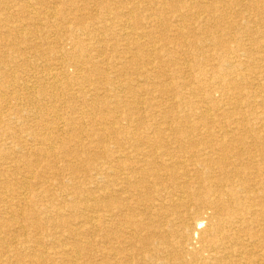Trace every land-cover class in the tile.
Returning a JSON list of instances; mask_svg holds the SVG:
<instances>
[{
  "label": "bare ground",
  "instance_id": "6f19581e",
  "mask_svg": "<svg viewBox=\"0 0 264 264\" xmlns=\"http://www.w3.org/2000/svg\"><path fill=\"white\" fill-rule=\"evenodd\" d=\"M85 1L94 12L71 19L74 0H0V264L15 251L6 237L11 222L32 264H47L49 252L25 229L72 236L101 230V264H264V0H158L156 13L142 4L159 31L142 26L141 0ZM15 13L31 22L14 26ZM166 45L172 52L162 56ZM169 53L179 70L166 75L159 56ZM132 67L149 87L133 82ZM110 74L131 101L116 91L105 110L96 92ZM143 95L155 96L160 110L146 106L137 119L121 120ZM68 102L77 107L61 111ZM24 116L35 125L29 134L17 130ZM48 160L70 177L53 184L55 193L37 174ZM74 163L86 169L80 174ZM63 189L77 196L58 207ZM62 212L79 213L80 223L49 215ZM76 239L51 256L90 264V243Z\"/></svg>",
  "mask_w": 264,
  "mask_h": 264
},
{
  "label": "rangeland",
  "instance_id": "374dc122",
  "mask_svg": "<svg viewBox=\"0 0 264 264\" xmlns=\"http://www.w3.org/2000/svg\"><path fill=\"white\" fill-rule=\"evenodd\" d=\"M75 1V8L74 9H72V10H70V11H66V13H68V15H67V17L69 18H71L72 19V17L74 16V14H76L77 16L80 14V13H86V14H90L92 11L94 12V7L92 6V4H88L89 6H87V2L85 1V0H74ZM142 1V3H141V6L139 7L140 9H139V17L142 19V22H143V27H147V28H149L148 26H150V28H152L154 31L156 30H158L159 28L161 29V25L160 26H158L156 23H154V25H153V22L152 21H150V20H147V19H144V16H145V13L142 11V6H147V7H145V8H150L152 11H154L153 13H156L157 12V10L159 9V7L161 8V7H163L162 6V4H161V1H158V0H151V2H150V0H141ZM182 1H185V2H187L188 0H182ZM153 2V3H152ZM79 3H81V4H79ZM18 3H14L11 7H12V10L14 11V12H16L17 11V7H18V5H17ZM83 4V5H82ZM142 4H144V5H142ZM154 4V5H153ZM85 6H86V10H84L85 9ZM149 6V7H148ZM71 8H72V6H71ZM68 10L70 9V8H67ZM157 9V10H156ZM75 10H78L79 11V13H78V11H75ZM186 10V9H185ZM192 11H194V9H191ZM81 11V12H80ZM151 11V12H152ZM183 11V10H182ZM92 12V13H93ZM78 13V14H77ZM15 14H17V15H10L11 17V19H13V20H17L15 23H14V26H15V24H19V23H23L24 21V25H27V23L29 24L31 21L29 20L30 19V17L27 15V14H25V13H21V14H18V13H15ZM173 15V13H170L169 14V17H168V21L170 22L169 24H172L173 23V21H171V19L172 18H170V16H172ZM0 16H2L3 17V14H1L0 13ZM154 16V15H153ZM70 19V20H71ZM156 19V18H155ZM2 19L0 18V21H1ZM173 20V19H172ZM186 20H187V18H186ZM19 21V23H17ZM28 21V22H27ZM30 21V22H29ZM191 20H190V18H188V21L186 22V23H188V22H190ZM198 21V20H197ZM10 22V21H9ZM144 22H146V23H144ZM151 22V23H150ZM199 23H198V25H201V24H206V25H203L205 28H208V34H212V32L214 31V29L212 28V27H209V25H207V23H205L204 21H198ZM0 24H1V22H0ZM10 24H13V23H10ZM10 24H7V27L10 25ZM152 24V25H151ZM173 24H176L175 22L173 23ZM172 24V25H173ZM20 25H22V24H20ZM95 25H100V23H97V24H94V26ZM155 25H157L158 26V29H157V26H155ZM66 26H68V24H66ZM65 26V27H66ZM154 26V27H153ZM202 26V27H203ZM64 27V28H65ZM156 27V28H155ZM223 27H225V26H221L220 28H219V30H222V28ZM67 28V27H66ZM224 30V29H223ZM159 31V30H158ZM164 35V34H163ZM162 35V36H163ZM168 35H170V37L169 36H167V35H164V37H168V38H166V40L168 39V40H171V38H172V41H174L173 40V38H176L175 37V35L173 36L172 35V33H169ZM154 36H159V37H161L160 35H158V33H154ZM173 36V37H172ZM159 37H157V38H155L154 39V41H157L158 39H159ZM83 39L81 40V41H83V44H85V46H87L90 50L91 49H95V47H93V42L95 43V41L94 40H92V39H89V38H86V37H82ZM108 37L106 38V40H105V42H107L106 44H108L109 42L111 43V41H110V39H108ZM89 40V41H88ZM91 41V42H90ZM93 41V42H92ZM109 41V42H108ZM87 42V43H86ZM165 42H167V41H165ZM21 42H19V44H17V46L16 47H21V50H23V49H25L26 47H25V45L24 44H20ZM123 43L124 42H122V41H119L118 42V53L120 54V56H124V55H122L121 53L125 50V47L123 46ZM163 43L161 42V43H159V42H157V43H154V45H158V46H160V47H162L161 45H162ZM24 45V46H23ZM92 45V46H91ZM120 46H121V48H120ZM168 48V49H167ZM170 50V51H169ZM165 51H167V52H165ZM168 51L169 52H172V49L171 48H169L167 45L165 46V47H163L162 48V50H159L158 52L163 56L164 55V52L165 53H168ZM159 56V58L161 59V60H163V58H165L164 59V61H166L167 62V64L165 65V67H166V70H167V72H166V75H169L170 73L168 72V71H178L179 70V68H178V65H175V64H171V62H169L168 61V57H169V55H170V53L168 54V56L167 57H162V56ZM175 57L177 58V57H179V53H176L175 54ZM128 58H130V57H128ZM120 59H118V62H120L119 61ZM170 60V59H169ZM104 63H105V61H103ZM116 62V61H115ZM170 64H169V63ZM54 62H51L50 64H53ZM12 65V66H11ZM54 65V64H53ZM175 65V66H174ZM10 66L11 67H14V65L13 64H10ZM101 66L102 67H104V65L103 64H101ZM117 66H119V65H117ZM170 66H171V68H170ZM173 66V67H172ZM139 68H143L144 66H138ZM146 68H149L150 66L148 65H146L145 66ZM176 67V68H175ZM164 69V68H163ZM137 69H136V67L134 68V67H132L131 68V71L129 72L130 74H132L131 76H133V77H131L129 74V76H130V78H132V79H134L133 80V82L135 83V82H138L137 83V85L140 83V85L142 84L143 86L145 85V86H148L149 87V85H150V83L147 81V83H143L145 80H142V78L139 76V75H137ZM155 71V70H154ZM133 72V73H132ZM134 73H136V74H134ZM134 75H135V78H134ZM166 75L165 76H161L159 79H167V77H166ZM188 76H189V74H187ZM113 76V74H110V77H112ZM128 76V77H129ZM18 77L19 78H24L25 77V74L23 73H20V72H18ZM137 77V78H136ZM170 78V77H169ZM138 79V80H137ZM112 80H114L113 82H112ZM115 81H119L120 82V80H116V79H114V77H112V79H110V82L109 81H107V82H104V81H101V86H99L100 88H98L99 90L96 92L97 93V96H101V106L106 110V109H108L110 106H114V102H112V101H114L115 99L114 98H116L117 97V92L121 95L122 94V92H119V91H117V88H116V84L118 83V82H115ZM142 82V83H141ZM116 83V84H115ZM115 84V85H114ZM136 84V83H135ZM70 86H72V85H70ZM113 86H115V88L113 87ZM75 87V88H74ZM78 87V88H77ZM72 88L74 89V91L77 93V94H80V92H81V89H80V87L78 86V85H74V86H72ZM111 88V89H110ZM101 89V90H100ZM104 89V90H103ZM108 89V90H107ZM113 89V90H112ZM80 91V92H79ZM104 91V92H103ZM106 91H107V93H106ZM112 91H113V93H112ZM117 91V92H116ZM110 92V93H109ZM104 93V94H103ZM111 95V96H110ZM122 96H125V95H123L122 94ZM108 98V99H106V98ZM153 97H155V96H153ZM153 97H151V96H148V95H143V97H140L141 99L140 100H143V101H139L138 100V103L137 104H140L139 106L138 105H136V106H138L137 107V109H136V106H133V105H129L127 108V110H125L124 112H123V114H122V118H121V120H123L124 119V121H126V120H134V119H137L140 115L142 116V115H144L145 114V112H144V110H146L145 109V107L146 106H150V109H151V111L150 112H154V111H159L160 109L159 108H157L156 107V105L158 104V103H156V102H158V101H156V99H152ZM104 98V99H103ZM110 99V100H109ZM126 99V100H125ZM158 99V98H157ZM123 100L126 102V101H129L130 99H127V96H125L124 98H123ZM147 102H146V101ZM110 101V102H109ZM131 101V100H130ZM129 101V102H130ZM143 103V104H142ZM148 103V104H147ZM154 103H155V105H154ZM46 104V103H45ZM69 104H71V106H75V107H77V103L76 102H72V103H67V104H65V105H62V108L60 109L61 111H65L64 109H66V110H69L70 111V109L69 108H67L68 106H69ZM72 104H74V105H72ZM154 106H153V105ZM48 105V104H47ZM142 105V106H141ZM135 107V108H134ZM140 107V108H139ZM142 107V108H141ZM143 108H144V110H143ZM155 108H157V109H155ZM225 108V110L227 109V107H224ZM120 110H122V108L120 107ZM131 110H133L132 112L133 113H131ZM140 110H142V111H140ZM161 110H162V108H161ZM223 110V109H222ZM224 110V113H227V111H225ZM69 111H66V112H69ZM135 111V112H134ZM139 112H141V114L139 113ZM119 110H117V114H116V116L118 115L119 116ZM157 113V112H156ZM220 114V111H216V112H214V115L213 116H219V114ZM140 114V115H139ZM25 118H24V120H22L23 122H22V124L24 125V126H22V124H21V126L19 127V128H17V130L18 131H20L21 130V128H23L24 127V129L28 132V134L31 132V130H32V132L34 131V129H35V125H34V123L30 120V119H28V117L27 116H24ZM220 117V116H219ZM27 119V120H26ZM219 119H221V117L219 118ZM19 122L21 121V120H18ZM31 121V122H30ZM21 123V122H20ZM20 123H18L17 125H15V126H18V125H20ZM125 124V123H124ZM107 126V125H106ZM93 132V131H92ZM68 135H70L69 133H68ZM65 135H63V136H59V138H62V137H64ZM27 137H29V136H27ZM28 139V138H27ZM27 143H29V142H27ZM70 144H72V142H70ZM92 145H93V143H92ZM102 145V144H101ZM63 146V145H62ZM28 147V146H27ZM93 149V151L92 152H95L96 151V153H98V152H101L100 150H99V148H101V147H98V148H94V147H92ZM91 154V153H90ZM48 162H50L49 163V165H50V167H47L48 168V170L47 169H39V172H37V174H38V176H40V178L41 179H44V180H46L47 178V180H49V181H46L47 182V184L46 185H48V187H49V189L51 190V192H54L55 193V187H52L53 186V184L55 185V183L57 182V183H62V184H64V183H66V180L67 181H69V179L68 178H70L69 176H68V172L66 171V170H64V169H62V167H60L59 166V163H52L50 160H48ZM55 162H57V161H55ZM36 164V163H35ZM39 164V163H38ZM53 164V165H52ZM39 165H42V164H39ZM56 167H55V166ZM76 166V167H75ZM79 166H81V167H79ZM52 167H54V168H52ZM83 167V168H82ZM59 168V169H58ZM81 168V169H80ZM33 169H35V168H33ZM51 169L53 170V172H51V175H50V171H51ZM72 170H76V169H78V171H79V169H80V174L84 171V169H86V167L83 165V163L81 164V163H74L73 165H72V168H71ZM59 170H62V171H60L59 173H56V172H58ZM42 171V172H41ZM47 172V174H46V172ZM63 171L65 172V173H63ZM44 172V173H43ZM41 174V175H40ZM45 174V175H44ZM48 174H49V176H48ZM53 174V175H52ZM43 175V176H42ZM47 175V176H46ZM56 175H57V177H56ZM58 175H59V177H58ZM54 176V177H53ZM63 176V177H62ZM65 177H67V178H65ZM54 178V179H53ZM52 179V180H51ZM54 182V183H53ZM64 182V183H63ZM52 183V184H51ZM90 186V185H89ZM87 187V186H86ZM92 187V186H91ZM101 187V186H100ZM65 196H64V195ZM77 195H76V193L75 192H73L72 190H70V192L68 191V190H66V189H63L62 190V192H61V197L60 196H56V199L54 200V203H56L57 205H58V207H64L65 205H67V204H69V201L71 200V198L72 197H76ZM59 198V199H58ZM65 198V199H64ZM42 201H41V203H40V205H42L44 202H46L47 201V199L43 196L42 198ZM46 199V200H45ZM43 200H45V201H43ZM12 203H16L15 201H12ZM16 205V204H15ZM15 205H13V206H15ZM71 205V204H70ZM99 212H101V210L100 211H98L97 212V214L101 217V213H99ZM50 216H52L53 218H56V217H59L60 219L58 220V221H61V220H65L66 222H67V224L69 225V226H74V224L75 225H77V224H79L80 223V217H78L80 214L79 213H77V212H73V213H71V212H62V213H60L59 215H57V214H53L52 213V215L51 214H49ZM48 215V216H49ZM57 215V216H56ZM44 216H46V214H44ZM7 218H8V216H7ZM18 222H20V220H18ZM77 222V223H76ZM57 223H59V222H57ZM22 224V223H21ZM12 225H13V223L11 222L10 223V227H9V230H8V235L9 236H6L7 237V239H9V240H11L12 242H14L13 244H11L12 246H14L13 248L15 249V251H13L12 253H10L9 254V258H8V264H32V263H30L31 262V260L29 259V258H31V256H32V254H28L27 252H24V251H22L21 252V250H19V248H20V245H21V243L19 242L20 241V239L19 240H17V238H18V236H17V230L16 229H14V227H12ZM77 227V226H76ZM12 228V229H11ZM14 230V231H13ZM25 233L24 234H26V235H28V236H32V239L34 238V240H42L43 241V243H42V246H41V249L43 248V249H46L45 251H47V252H49V258L47 259V264H56V263H59V264H62V262L64 261V256H59V254L57 253V255H53V256H51L52 254H54L53 252H55V250H56V252H58L59 250H60V248H59V246H61V245H66V247L65 248H67V249H70V247L72 248V245H71V243H72V241H74V240H72V237H74V238H77L76 240H87L89 243H90V245H91V252H90V257H92V258H89V260L91 261V263L90 264H101L100 263V260H101V230H98V231H95V232H93L92 234H85V233H83V235L80 237V236H78V235H74V236H72V235H70L69 234V232H66V229L64 230V229H53V230H47L46 232H42V233H36L34 230H32L31 231V229H25V231H24ZM31 233V234H30ZM44 233V234H43ZM96 233V234H95ZM36 234V235H35ZM94 234V235H93ZM16 235V236H15ZM43 235V236H42ZM51 235V236H50ZM92 235V236H91ZM14 236H15V238H14ZM30 236V237H31ZM35 236V237H34ZM65 236V237H64ZM75 236H78V237H75ZM37 237V238H36ZM43 237V238H42ZM87 237V238H86ZM91 239H90V238ZM13 238H14V240H13ZM49 238H50V241H48L49 240ZM71 238V239H70ZM66 239V240H65ZM54 240V241H53ZM68 240V241H67ZM47 242V243H44V242ZM50 242V243H49ZM58 242V243H57ZM62 242V243H61ZM66 242H67V244H66ZM18 243V244H17ZM96 243V244H95ZM61 244V245H60ZM69 244V245H68ZM93 244V245H92ZM15 245H16V247H15ZM50 245V246H49ZM54 245V246H53ZM56 245V246H55ZM64 245V246H65ZM51 246H53V248L51 247ZM49 247V248H48ZM55 248V249H54ZM61 251V250H60ZM59 251V252H60ZM52 252V253H51ZM94 252V253H93ZM51 253V254H50ZM13 255H14V257H13ZM16 255H19V257L18 256H16ZM28 255V256H27ZM92 255V256H91ZM100 255V256H99ZM12 256V257H11ZM17 257V258H16ZM25 257V258H24ZM99 257V258H98ZM15 258V259H14ZM24 259V260H22V259ZM60 258V259H59ZM27 260V261H26ZM60 261V262H59ZM99 261V262H98ZM12 262V263H11ZM24 262V263H23ZM26 262V263H25ZM33 264H37V263H33ZM63 264H66V262H63ZM85 264V263H84Z\"/></svg>",
  "mask_w": 264,
  "mask_h": 264
}]
</instances>
